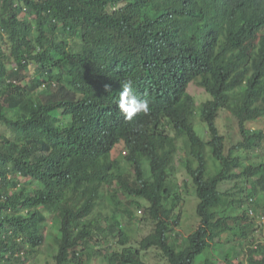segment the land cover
I'll return each mask as SVG.
<instances>
[{"label":"trees","instance_id":"trees-1","mask_svg":"<svg viewBox=\"0 0 264 264\" xmlns=\"http://www.w3.org/2000/svg\"><path fill=\"white\" fill-rule=\"evenodd\" d=\"M117 1L0 0V264L40 253L54 264H154L149 251L165 264H264V224L255 230L248 215L253 199L264 216V162L235 154L264 138V0ZM52 72L67 74L59 103L32 93L59 81ZM137 73L154 111L129 121L116 101ZM27 76V87L13 82ZM193 80L210 99L186 93ZM221 110L243 137L230 148ZM119 143L125 154L113 156ZM179 167L197 198L189 234ZM229 180L238 197L220 189Z\"/></svg>","mask_w":264,"mask_h":264},{"label":"rangeland","instance_id":"rangeland-1","mask_svg":"<svg viewBox=\"0 0 264 264\" xmlns=\"http://www.w3.org/2000/svg\"><path fill=\"white\" fill-rule=\"evenodd\" d=\"M27 16L28 15L25 11H22L19 14V18L24 19V18H27ZM12 64H14V63H12ZM11 65L8 64V68L14 67L13 65L12 66ZM27 70L30 71V67ZM29 77L32 78V76H27L25 81H23V82L16 81V85H18V84L21 86L26 85ZM187 90L193 96L195 102H197V103H200L201 101H203L205 99L206 100L208 99L204 95L205 94L204 90L202 88H200L199 86H197L196 84H190L188 86ZM36 91H38V90H36ZM217 123H218V128H219V131L221 132V134L228 135V137H229V142L227 143V148H230L233 144H236L238 141H241L243 139V137H242V135L238 129L237 120L233 116H231L228 112H226L225 110H221L219 112L218 118H217ZM193 124L200 126V118L196 117L195 120L193 121ZM0 127H1V129L4 128L1 125H0ZM263 131H264V127H263ZM169 133H172V132L169 130ZM205 137H207V135ZM262 144H264V140H263ZM119 154H121V153H119ZM235 154L240 155L243 158V160H245L246 163H249V162L250 163L251 162L252 163H258V162H262V161L264 162V149L261 151H259V150L245 151L244 150L243 152H241L240 150H236ZM115 155H118V152L113 153V156H115ZM177 161H178V158H177ZM144 166L146 167L145 164H144ZM178 170L179 171L177 173V179L181 183L180 188H186V190L184 191L185 194L183 193V195H184V197L187 198V200H185L180 207V209H182L181 230L184 232V234H189L194 229L193 228L194 226H195V228L198 226V222H199V217L196 214L197 198L194 195L195 188L192 184L191 178H189L187 176L186 172L181 167H179ZM240 171H242V169L239 167L237 172H240ZM237 183L239 186H242V185L245 186L246 185L244 183V179L242 177H241V179H240V177L238 178ZM234 184L235 183L232 180H229V181H226L225 183H223L221 185V188H222V190H228L229 192H233L234 195L236 197H238L239 192L237 191V188L234 186ZM138 200L143 206L149 205L146 201H144L142 199H138ZM68 202H69V204H71V201H68ZM136 212H140V211L136 210ZM91 220H94V217H92ZM253 222H254V225H252V226L255 227V230L256 229L258 230L261 226L257 227L256 222L254 220H253ZM47 223H48L47 227L50 228L51 227L50 217L47 218ZM191 225H193V227H191ZM151 227H152V225L150 224L148 229H146L145 232L142 234H146L147 231L149 229H151ZM176 228H177V230L180 231V227H176ZM107 239H108L109 245L111 244V246H114L115 240L112 239L110 234L107 236ZM229 244L232 245L233 242H229ZM238 251H239V249H238ZM149 252L150 253L145 258V260H148V262H151L154 264H156V263L165 264L166 263V261L162 257H157L154 252H151V251H149ZM236 256H238V254H236ZM241 260H243V259H241ZM46 262H48V264H54V262L51 261L50 259H48L44 253H40L37 260H33L31 258H24V264H46ZM219 262H221V260Z\"/></svg>","mask_w":264,"mask_h":264},{"label":"clouds","instance_id":"clouds-1","mask_svg":"<svg viewBox=\"0 0 264 264\" xmlns=\"http://www.w3.org/2000/svg\"><path fill=\"white\" fill-rule=\"evenodd\" d=\"M123 3H127L126 0H118L116 6L121 7L123 5ZM33 66H30V68L32 69ZM53 77H56V74L54 72H52ZM47 76V75H46ZM33 78V77H32ZM32 78L29 77V79L27 80L30 81L29 83L32 82ZM61 80L56 81V80H52L49 81L48 77L45 79L44 81H42L38 87H36L35 90H33V94L38 95L40 97V99L42 100V102H46V98L49 97L52 100H56L57 103L61 102L59 100V96H58V92L60 90V88L66 84H69L65 81V79L67 78V74L63 73L60 76ZM26 77L22 80L25 81ZM141 80H144V82H141ZM14 83H16V81H13ZM190 84H196L197 86H199L200 88H202L205 92V97L210 99V94L206 91V89L203 87V85L199 84L197 81L193 80L190 81L188 83V86ZM26 86V85H25ZM187 86V88H188ZM27 87V86H26ZM110 88L109 85H105V89L108 90ZM186 88V93L190 96H192L188 90ZM121 92H120V96L119 99L116 101L117 106L119 108L120 113L118 114V116L123 115L124 119L131 121L133 119V117H135L137 114L140 115V117H144L147 116L148 114L152 113L154 111V106H153V102L150 101L151 99V92H152V88H150V85L147 83V81L141 77V75H139L138 73L133 76V80H128L126 82H123L121 84ZM38 90V91H36ZM193 97V96H192ZM150 98V99H149ZM194 99V98H193ZM207 99V100H208ZM152 100V99H151ZM206 100V99H205ZM205 100L201 101L205 102ZM195 101V100H194ZM196 104H199L197 102H195ZM62 110H59V112ZM61 119L63 121H67V122H71V117L70 115H66V116H60ZM264 127V125H263ZM263 127H262V132L264 135V131H263ZM264 140V138H263ZM264 149V144H261L259 146L255 147V150H263ZM118 152V155H123L125 154V148L123 146L122 143L117 144L114 149H112L111 154L113 155V153ZM121 153V154H119ZM116 155V156H118ZM220 189L222 190L221 186ZM224 191V190H222ZM227 193L229 194H234L233 192H229L228 190H226ZM251 203L249 204V210H248V215L253 218V220L256 222L257 227L263 226L264 224V216H262L260 214V210L261 209H257L256 205L253 204V199L250 200ZM248 201L247 204L250 202Z\"/></svg>","mask_w":264,"mask_h":264}]
</instances>
